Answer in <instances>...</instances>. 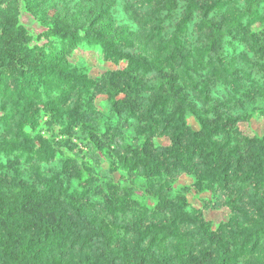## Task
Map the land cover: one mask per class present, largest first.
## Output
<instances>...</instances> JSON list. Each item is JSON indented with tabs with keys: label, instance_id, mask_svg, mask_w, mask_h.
Wrapping results in <instances>:
<instances>
[{
	"label": "trees",
	"instance_id": "16d2710c",
	"mask_svg": "<svg viewBox=\"0 0 264 264\" xmlns=\"http://www.w3.org/2000/svg\"><path fill=\"white\" fill-rule=\"evenodd\" d=\"M256 114L264 0H0V264H264Z\"/></svg>",
	"mask_w": 264,
	"mask_h": 264
},
{
	"label": "rangeland",
	"instance_id": "374dc122",
	"mask_svg": "<svg viewBox=\"0 0 264 264\" xmlns=\"http://www.w3.org/2000/svg\"><path fill=\"white\" fill-rule=\"evenodd\" d=\"M21 21L22 23L31 30H39L40 26L26 13H21ZM74 59H82L86 62V65L89 70V75L91 77H96L99 74H101L103 71H105L108 68V64L102 62L99 59V56L97 53L93 52L91 49L78 46L76 49V52L73 56ZM97 108L101 111H105L102 104L97 100L96 101ZM189 123L196 128V124L194 123V120L192 118H189ZM248 131L250 132H256L258 134H262L264 131V117H261L260 115L256 114L253 119L248 123L244 125ZM159 141H162V139H159ZM115 177L118 178V174H115ZM190 183V179L187 177L181 178L176 181L175 186L181 185V184H188ZM209 194H204L202 196H208ZM189 201L193 206H199V201L192 195H188ZM205 216L207 219L211 220L214 224H218L221 221H224L227 219L228 212L225 210H206Z\"/></svg>",
	"mask_w": 264,
	"mask_h": 264
}]
</instances>
